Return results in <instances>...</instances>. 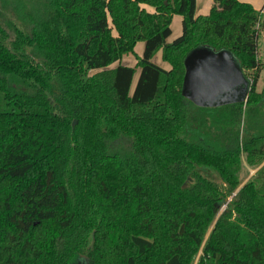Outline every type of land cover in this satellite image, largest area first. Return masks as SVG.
<instances>
[{"label":"trees","instance_id":"16d2710c","mask_svg":"<svg viewBox=\"0 0 264 264\" xmlns=\"http://www.w3.org/2000/svg\"><path fill=\"white\" fill-rule=\"evenodd\" d=\"M211 2L0 0V264H193L201 246L196 264H264V6ZM204 46L234 57L245 101L189 109ZM243 109L260 117L240 132ZM243 162L263 165L240 185Z\"/></svg>","mask_w":264,"mask_h":264},{"label":"water","instance_id":"95a60500","mask_svg":"<svg viewBox=\"0 0 264 264\" xmlns=\"http://www.w3.org/2000/svg\"><path fill=\"white\" fill-rule=\"evenodd\" d=\"M184 68L183 90L191 103L207 107L245 101L249 83L227 51L196 48L184 59ZM236 90H242L243 96L233 98ZM218 96L222 97L221 102L215 104L213 100ZM203 99L210 103L204 104Z\"/></svg>","mask_w":264,"mask_h":264},{"label":"rangeland","instance_id":"374dc122","mask_svg":"<svg viewBox=\"0 0 264 264\" xmlns=\"http://www.w3.org/2000/svg\"><path fill=\"white\" fill-rule=\"evenodd\" d=\"M260 1L261 0H256L254 2L255 6H258ZM210 4H212L211 0H196V9H195V13L196 14L195 15L196 16L205 15V14H202V11L207 6H210ZM147 8L150 10L149 7H147ZM172 19L173 20L171 21V29H172L173 33H176L177 32V29L179 30V28H180V17L177 15V16L172 17ZM257 27H258V24H257ZM260 34H259V36H261ZM173 36L174 35L172 34V36L169 39H167L166 43L172 42V39L174 38ZM263 39H264L263 37H258V40H257V60L261 63V67H262L261 68V71H260L259 79H258V82H257V86H256V90L258 92L262 89V86L264 85V41H263ZM143 45H144V43L142 41L137 42V44L135 45L134 51H135V54L137 56H139V57L142 55ZM160 54H161V50H159L157 53H155V55L152 58V61L154 63H156V62L157 63L162 62L161 57H160ZM124 57L127 58V57H131V56H123V58ZM123 58H122V60H123ZM132 58H133V60H131ZM130 60H131V63H134L135 57L132 56L131 58H128V61H130ZM252 73H253L252 71H247V70L244 71V74L250 80L252 79ZM136 78H137V72L134 75V79H136ZM134 81H133V83H134ZM242 96H243V91L242 90H236L235 94L232 97L233 98H240ZM186 99L189 101L188 97ZM221 99H222V97L221 96H218L213 101H214L215 104H217V103H220L221 102ZM203 103L204 104L205 103L207 104V103H210V102L207 99H203ZM194 107L196 108V107H199V106H198V104H194V103H191L189 105V109L194 108ZM246 114H244V109H243L242 117L240 119V127H239V131L240 132L243 130V126H244V123L245 122H247L248 125H249V124L253 123V121L257 120V118L260 117L259 116L260 114L258 113V110L255 113H254L253 110H251V111H248ZM247 130H249V129L246 128V131ZM253 170H255V169L252 168V170H249L243 164L242 169L240 171V175H239L240 185H243L245 182H247L249 179H251L255 175V174H253ZM211 178L214 179V180H216V177H215L214 174L211 175ZM210 229H211V227L209 228V230ZM209 230H208V232L206 233V235L204 237L203 243L207 239ZM201 255H202V246L199 249L197 255L195 256V259L193 261V264H196V262L198 261V259L200 258ZM79 264H87V261L85 259H82V260H80V263Z\"/></svg>","mask_w":264,"mask_h":264},{"label":"crops","instance_id":"0c3cea01","mask_svg":"<svg viewBox=\"0 0 264 264\" xmlns=\"http://www.w3.org/2000/svg\"><path fill=\"white\" fill-rule=\"evenodd\" d=\"M239 1H241V2H245V3H249L250 5H252L253 6V8L255 9V10H257V11H261L262 10V8H263V6H264V0H261L260 2H259V5L258 6H255V4H254V2L256 1V0H239ZM210 7H211V4H210V6H207L203 11H202V14H207L208 12H209V9H210ZM196 9V8H195ZM147 10H149L148 8H147ZM150 11H151V9H150ZM196 14V13H195ZM174 16H177V15H174ZM173 16V17H174ZM180 17V16H179ZM173 20V19H172ZM170 29H171V25H170ZM172 34L174 35L173 37V39H172V41L176 38V37H178L180 34H181V17H180V28H179V30L177 29V32L176 33H173V31H172V29H171V35L169 36V38L172 36ZM261 36H259V37H263L264 38V32H262L261 34H260ZM168 38V39H169ZM167 41V40H166ZM263 41H264V39H263ZM144 46V45H143ZM142 51H143V49H142ZM160 57H161V54H160ZM128 58H131V57H124L123 58V60L121 61V63L123 64V65H127V66H134V64H135V60H134V63H131V60H133V58L130 60V61H128ZM162 60V59H161ZM156 65H158V66H160L161 68H163V69H165V70H168L169 68H170V66H169V64L167 63V62H160V63H155ZM115 66V65H114ZM136 72H137V76H138V73H139V70L137 69L136 70ZM136 81V79H133V81ZM135 81H134V83H135ZM133 83V84H134ZM243 164H244V166H246V168L247 169H249V170H252V168H250V167H248L244 162H243ZM263 164H264V162H263ZM263 164H261L259 167H257V168H255V170H253V174H255V172L263 165Z\"/></svg>","mask_w":264,"mask_h":264},{"label":"built area","instance_id":"2783aa9c","mask_svg":"<svg viewBox=\"0 0 264 264\" xmlns=\"http://www.w3.org/2000/svg\"><path fill=\"white\" fill-rule=\"evenodd\" d=\"M260 12H262V11H260Z\"/></svg>","mask_w":264,"mask_h":264}]
</instances>
